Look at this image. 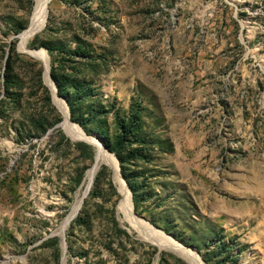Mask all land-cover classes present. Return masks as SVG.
Returning a JSON list of instances; mask_svg holds the SVG:
<instances>
[{
  "label": "rangeland",
  "instance_id": "rangeland-1",
  "mask_svg": "<svg viewBox=\"0 0 264 264\" xmlns=\"http://www.w3.org/2000/svg\"><path fill=\"white\" fill-rule=\"evenodd\" d=\"M50 2L26 46L60 93L21 45L36 0H0V264H193L145 231L264 264V0ZM67 94L131 216L103 162L63 228L97 156L62 125Z\"/></svg>",
  "mask_w": 264,
  "mask_h": 264
},
{
  "label": "bare ground",
  "instance_id": "bare-ground-1",
  "mask_svg": "<svg viewBox=\"0 0 264 264\" xmlns=\"http://www.w3.org/2000/svg\"><path fill=\"white\" fill-rule=\"evenodd\" d=\"M50 1L51 0H36L33 15L31 18V24L28 27V29L25 30V32H23L21 35L22 48L25 51L29 52L31 55H34L35 57L43 60L46 63L47 67H48V59H47L48 56L46 54V51L44 49H30L29 47L26 46V42H27V39L29 38V36H31L34 32H36L41 27H43V24L46 20L47 13H49L48 7H49V3H51ZM47 79H48V82L52 85V81L50 80L48 73H47ZM58 103H59L60 107L62 108V110L66 113L65 121L63 122L62 125L66 129V131L69 133V135L72 138L86 139L89 142L97 145L96 162L88 170V173H87L84 185H83V189L78 194L77 201H76L75 205H73L74 206L73 210L68 215V217L64 223L63 228L65 227V225H67V223L71 220V218L77 213L78 209L81 206V202H82L81 199L88 192V190H89V188L93 182V179L96 175V172H97L100 164L103 162L108 164L109 166H111L115 170V177H116V180L118 182L120 191L123 194V199L121 201V204H120L121 207L120 208H122V210L124 212H127V214H129L131 216L132 215V206H131L130 192H129V189L127 188V185L125 184L124 179L120 175L117 160H116L115 156L111 153H108L106 151L107 148L105 147L106 149H104L99 144V142L96 140L95 136L88 135L78 124L73 123L70 120V118L68 117L66 105L62 100L59 99ZM143 231L144 230H142V232ZM144 234H145L146 238H148L151 241H154L155 243L159 244L160 247H168V248L174 249L178 253H181L182 255H184L193 264H201L199 261V257L196 255L195 252H193L189 248L184 247L180 242L174 240L173 238H171V237L168 238L167 236H163V237L162 236L161 237L155 236L157 238H154L152 233L149 235L148 231H145ZM159 234H161V233L159 232Z\"/></svg>",
  "mask_w": 264,
  "mask_h": 264
},
{
  "label": "trees",
  "instance_id": "trees-1",
  "mask_svg": "<svg viewBox=\"0 0 264 264\" xmlns=\"http://www.w3.org/2000/svg\"><path fill=\"white\" fill-rule=\"evenodd\" d=\"M47 48H50V46H47ZM49 73L55 83V85H57V90L60 93L61 89L59 87L58 81H57V77H56V73H55V68L53 65H51ZM68 95V94H67ZM67 103H68V110L70 113V116L74 118V114H75V109H74V104L71 98V95H68L67 97ZM133 114V113H132ZM139 111H136L134 113V115L130 117L131 120L129 121H124V120H120L119 124L121 126L122 129H124V133L126 136L132 135L135 133V131L137 130L138 124L137 121L139 120ZM82 124V122H80ZM115 154L117 155L120 164L123 163L124 158H122V156L118 153V151L115 149ZM126 181L129 184L130 188L132 189L133 193H134V187L132 186L131 182L128 180L127 176L125 175Z\"/></svg>",
  "mask_w": 264,
  "mask_h": 264
},
{
  "label": "water",
  "instance_id": "water-1",
  "mask_svg": "<svg viewBox=\"0 0 264 264\" xmlns=\"http://www.w3.org/2000/svg\"><path fill=\"white\" fill-rule=\"evenodd\" d=\"M18 35H19V33H18ZM47 73H48V75H49V77H50V79H51V81H52V87L54 88V90H56V88H55V83H54V81H53V79H52V77H51V75H50V73H49V68L47 67ZM64 102H65V105H66V108H67V112H68V117H69V111H68V105H67V103H66V101H65V99H64ZM104 146V145H103ZM105 147V146H104ZM115 156V155H114ZM115 158H116V156H115ZM116 160H117V158H116ZM118 161V160H117ZM120 172V171H119ZM120 175H121V177L124 179V177H123V175L120 173ZM125 181V180H124ZM125 184L127 185V183H126V181H125ZM127 188L129 189V192H131L130 191V188L128 187V185H127ZM83 200V198L81 199V201Z\"/></svg>",
  "mask_w": 264,
  "mask_h": 264
}]
</instances>
